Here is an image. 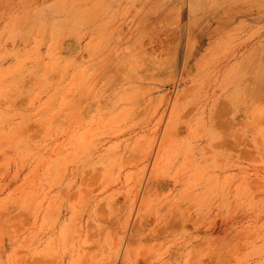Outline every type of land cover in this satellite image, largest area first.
<instances>
[{
	"label": "rangeland",
	"instance_id": "1",
	"mask_svg": "<svg viewBox=\"0 0 264 264\" xmlns=\"http://www.w3.org/2000/svg\"><path fill=\"white\" fill-rule=\"evenodd\" d=\"M0 264H264V0H0Z\"/></svg>",
	"mask_w": 264,
	"mask_h": 264
}]
</instances>
